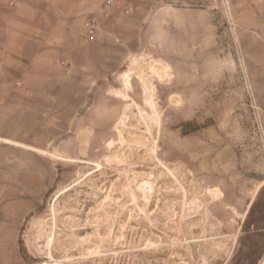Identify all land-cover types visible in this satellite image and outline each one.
<instances>
[{"label":"rangeland","instance_id":"374dc122","mask_svg":"<svg viewBox=\"0 0 264 264\" xmlns=\"http://www.w3.org/2000/svg\"><path fill=\"white\" fill-rule=\"evenodd\" d=\"M121 1L52 112L21 74L0 264H264V0Z\"/></svg>","mask_w":264,"mask_h":264},{"label":"crops","instance_id":"0c3cea01","mask_svg":"<svg viewBox=\"0 0 264 264\" xmlns=\"http://www.w3.org/2000/svg\"><path fill=\"white\" fill-rule=\"evenodd\" d=\"M106 1L111 13L128 6L121 0H0V154L14 149L33 152L13 143L37 149L15 132L17 98L29 95L18 89L21 74L47 82L45 111L52 112L57 93L53 82L62 84L68 78L73 57L85 51L83 26L101 17ZM97 35L88 43L98 41Z\"/></svg>","mask_w":264,"mask_h":264},{"label":"bare ground","instance_id":"6f19581e","mask_svg":"<svg viewBox=\"0 0 264 264\" xmlns=\"http://www.w3.org/2000/svg\"><path fill=\"white\" fill-rule=\"evenodd\" d=\"M157 70L158 69H156V68H152L153 73L156 74L157 75V78L160 80L163 77V74H161ZM159 70H162L163 72H166V67L165 66H162ZM133 71H135V70H133ZM133 71L129 69V70H126L124 73L121 74L122 87L126 91L129 90L130 88H132V86H131V76L133 74L132 73ZM138 78H139V76H138ZM143 91L145 93H148L149 95H151V96L148 95L149 96L148 101H150L151 107L153 108L154 107V103L152 101V95H153V92H154L153 83L151 81H149V82L143 81ZM116 93H115V97L118 96V94H116ZM153 109H155V108H153ZM13 144H15L16 146H20L22 148L30 149V150H32L34 152L36 151L33 147H27V146H24V145L19 144V143H13ZM263 183H264V181H263Z\"/></svg>","mask_w":264,"mask_h":264},{"label":"built area","instance_id":"2783aa9c","mask_svg":"<svg viewBox=\"0 0 264 264\" xmlns=\"http://www.w3.org/2000/svg\"><path fill=\"white\" fill-rule=\"evenodd\" d=\"M108 4H109V1H106V5ZM84 27H85L86 40L87 41L93 40V38L97 34V29H98L96 20L94 18H90L89 20L85 22Z\"/></svg>","mask_w":264,"mask_h":264}]
</instances>
